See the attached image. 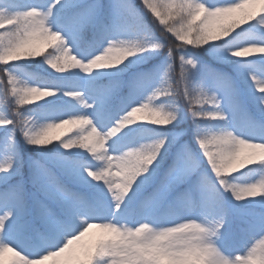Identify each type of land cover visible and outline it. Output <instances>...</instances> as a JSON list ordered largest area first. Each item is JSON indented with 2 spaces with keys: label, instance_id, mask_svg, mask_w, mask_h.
<instances>
[{
  "label": "snow or ice",
  "instance_id": "1",
  "mask_svg": "<svg viewBox=\"0 0 264 264\" xmlns=\"http://www.w3.org/2000/svg\"><path fill=\"white\" fill-rule=\"evenodd\" d=\"M9 251L264 264V0H0Z\"/></svg>",
  "mask_w": 264,
  "mask_h": 264
},
{
  "label": "rangeland",
  "instance_id": "2",
  "mask_svg": "<svg viewBox=\"0 0 264 264\" xmlns=\"http://www.w3.org/2000/svg\"><path fill=\"white\" fill-rule=\"evenodd\" d=\"M8 27V26H6ZM250 56H258L260 55V53H251L249 54ZM29 86H35V85H29ZM21 87H23V85H21ZM43 101H37L35 103H42ZM35 103L31 104L30 106L34 107L35 106ZM65 127V126H64ZM63 128H59V129H55L53 132H52V135L53 136H58L60 138L63 137L64 133H65V129ZM18 259L15 255L14 252L12 251H9V252H5L3 254V257L0 258V264H13V262ZM48 264H51V262H48Z\"/></svg>",
  "mask_w": 264,
  "mask_h": 264
},
{
  "label": "trees",
  "instance_id": "3",
  "mask_svg": "<svg viewBox=\"0 0 264 264\" xmlns=\"http://www.w3.org/2000/svg\"><path fill=\"white\" fill-rule=\"evenodd\" d=\"M137 2H139V0H137ZM28 107H32V106H30V105L21 106V110H23L24 108H28ZM72 128H73L72 125H66L65 134H64V136L62 138L66 137L68 135H72L73 134V132L71 131ZM256 198L258 199L259 197H256ZM237 254L239 255L240 253H237Z\"/></svg>",
  "mask_w": 264,
  "mask_h": 264
}]
</instances>
